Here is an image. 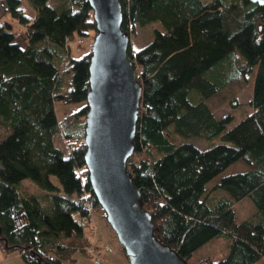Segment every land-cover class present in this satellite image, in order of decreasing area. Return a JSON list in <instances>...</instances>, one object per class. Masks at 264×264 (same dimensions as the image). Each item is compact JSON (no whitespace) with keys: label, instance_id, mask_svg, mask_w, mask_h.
<instances>
[{"label":"trees","instance_id":"16d2710c","mask_svg":"<svg viewBox=\"0 0 264 264\" xmlns=\"http://www.w3.org/2000/svg\"><path fill=\"white\" fill-rule=\"evenodd\" d=\"M29 1L38 11L32 18L21 0H5L4 7L24 27L19 33L24 43L12 22L0 21V246L27 264H73L77 252L94 262L100 253L102 263L113 247L85 232L96 211L106 217L84 157L93 10L88 0ZM121 3L123 27L131 34L153 25L150 42L129 47L143 93L128 169L157 224L158 239L190 264L264 259V4ZM78 38L84 41L73 44ZM81 47L87 48L77 55ZM252 73L249 111L229 127L234 114L217 117L209 100ZM59 102L79 106L61 108L60 118ZM194 136L222 141L202 148L190 141ZM239 160L249 169L223 175L206 192L210 180ZM26 179L45 191L44 202ZM219 188L226 194L210 195ZM245 197L256 212L238 220L233 204ZM222 235L231 237L227 255L193 261L201 247Z\"/></svg>","mask_w":264,"mask_h":264},{"label":"water","instance_id":"95a60500","mask_svg":"<svg viewBox=\"0 0 264 264\" xmlns=\"http://www.w3.org/2000/svg\"><path fill=\"white\" fill-rule=\"evenodd\" d=\"M96 33L90 46L84 153L92 190L129 264H190L160 241L128 161L135 153L143 83L129 54L121 0H88ZM264 4V0H252ZM1 232V226H0Z\"/></svg>","mask_w":264,"mask_h":264},{"label":"rangeland","instance_id":"374dc122","mask_svg":"<svg viewBox=\"0 0 264 264\" xmlns=\"http://www.w3.org/2000/svg\"><path fill=\"white\" fill-rule=\"evenodd\" d=\"M60 0H49V3L52 5H56ZM5 0H0V21H10L12 22L15 29L18 31H22L24 29L23 26H20V23L16 18L13 17L12 13L9 11H5ZM21 7L24 9V12L29 17H34L37 14V9L30 3L29 0H21ZM152 27L153 25H146L143 27L138 26L136 32L131 34V46L132 48H141L146 45L148 42L152 40ZM18 40L24 43L25 39L23 35L18 34ZM91 36L90 39H92ZM84 38H78L73 44L77 45L80 44ZM87 40V39H86ZM85 40V43H86ZM93 40V39H92ZM80 48V51H76L77 55H81L86 50ZM76 50H79L76 48ZM254 73L248 74L245 77H240L235 83L227 86L226 88L222 89L217 95L213 96L209 100L210 107L212 108L213 112L217 117H222L223 115L231 112L234 114V120L229 124V127L232 126L234 123L239 121L244 113L250 108L249 107V99L253 93V80H254ZM237 101L238 106H233L232 103L234 99ZM232 99V100H231ZM231 100V101H229ZM79 106L78 103H70V104H63L61 102L58 103V115L59 117H63L64 108L66 110H73ZM247 109L244 111V109ZM249 111V110H248ZM0 128V134L3 133ZM221 138V137H220ZM219 137L209 139L205 137H198L194 136L190 138L194 144L198 145L199 147H208L212 145V143H217L222 141ZM57 144L60 146H64L63 140L57 138ZM249 169V165L246 164L243 160H239L230 166H228L221 174L217 175L215 178L210 180L206 184V192H210L212 187L220 180L223 175H226L231 172L237 171H245ZM30 179H26L25 183L28 185L29 189L39 197V199L44 202L45 191L42 190L37 184L31 183ZM226 193L223 189H217L214 192L212 191L210 195L213 197H218L225 195ZM238 220L247 219L254 215L256 212V205L254 204L253 200L249 197H245L240 201L234 202L233 204ZM90 228L96 230L95 234L90 233ZM85 232L91 235V238L95 241H104L111 245L114 249L113 252H109L107 254V259H105L102 263L94 262L93 258L89 257L87 254L83 252L76 253V261L73 264H128L124 251L122 250V245L120 244L118 237L113 230V228L108 224L107 219L104 213L101 210H98L94 213V217L90 223L85 228ZM107 233L111 234L107 237ZM105 243V244H106ZM231 243V237L222 235L213 238L203 247H201L193 256V261L198 259H203L206 257H213L214 260L224 257L227 255L229 251V244ZM0 264H27L25 263L20 255L16 252L7 253L4 251L3 247L0 246ZM254 264H264V259L258 260Z\"/></svg>","mask_w":264,"mask_h":264},{"label":"built area","instance_id":"2783aa9c","mask_svg":"<svg viewBox=\"0 0 264 264\" xmlns=\"http://www.w3.org/2000/svg\"><path fill=\"white\" fill-rule=\"evenodd\" d=\"M101 258H102V255L99 253V254H97V256L95 257V261H96V262H99V261L101 260Z\"/></svg>","mask_w":264,"mask_h":264},{"label":"crops","instance_id":"0c3cea01","mask_svg":"<svg viewBox=\"0 0 264 264\" xmlns=\"http://www.w3.org/2000/svg\"><path fill=\"white\" fill-rule=\"evenodd\" d=\"M109 236H110V238H111V234L109 233Z\"/></svg>","mask_w":264,"mask_h":264}]
</instances>
